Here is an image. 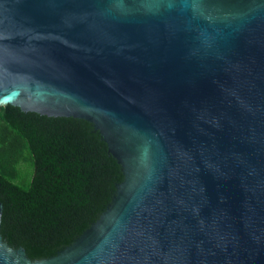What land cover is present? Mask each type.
<instances>
[{
    "label": "water",
    "instance_id": "obj_1",
    "mask_svg": "<svg viewBox=\"0 0 264 264\" xmlns=\"http://www.w3.org/2000/svg\"><path fill=\"white\" fill-rule=\"evenodd\" d=\"M7 104L93 123L124 179L50 258L0 233V264H264V0H0Z\"/></svg>",
    "mask_w": 264,
    "mask_h": 264
},
{
    "label": "trees",
    "instance_id": "obj_2",
    "mask_svg": "<svg viewBox=\"0 0 264 264\" xmlns=\"http://www.w3.org/2000/svg\"><path fill=\"white\" fill-rule=\"evenodd\" d=\"M124 174L93 123L0 106V233L31 260L71 245L112 204Z\"/></svg>",
    "mask_w": 264,
    "mask_h": 264
}]
</instances>
